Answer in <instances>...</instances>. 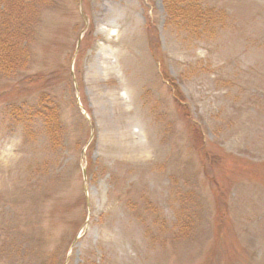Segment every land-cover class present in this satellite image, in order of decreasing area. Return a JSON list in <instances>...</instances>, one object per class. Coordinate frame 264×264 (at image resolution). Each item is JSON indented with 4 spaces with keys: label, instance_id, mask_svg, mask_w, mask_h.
Here are the masks:
<instances>
[{
    "label": "rangeland",
    "instance_id": "obj_1",
    "mask_svg": "<svg viewBox=\"0 0 264 264\" xmlns=\"http://www.w3.org/2000/svg\"><path fill=\"white\" fill-rule=\"evenodd\" d=\"M200 3L223 23L171 24L164 0L23 16L26 65L0 72V264H264V0Z\"/></svg>",
    "mask_w": 264,
    "mask_h": 264
},
{
    "label": "trees",
    "instance_id": "obj_2",
    "mask_svg": "<svg viewBox=\"0 0 264 264\" xmlns=\"http://www.w3.org/2000/svg\"><path fill=\"white\" fill-rule=\"evenodd\" d=\"M50 2L51 0H0V72L12 76L18 73L20 68L25 67L27 62L25 57L29 55V51L26 50L25 53L18 42L19 40L26 42L27 31L25 29L32 24L30 22L24 31L20 30L22 18L27 16L31 10H35L37 6L46 8ZM164 3L171 24L184 22V25L194 29H205L210 24H221L224 21L221 13H216L211 9L207 12L200 0H164ZM165 79L170 80L175 99L183 102L182 92L176 82L168 78V75ZM48 117L50 121H54L56 116L53 109ZM47 124L50 125V123ZM50 128H52L51 125ZM53 131H57V128ZM191 227L192 224L187 221L183 229L188 233Z\"/></svg>",
    "mask_w": 264,
    "mask_h": 264
}]
</instances>
